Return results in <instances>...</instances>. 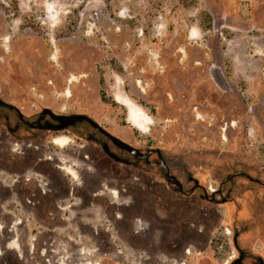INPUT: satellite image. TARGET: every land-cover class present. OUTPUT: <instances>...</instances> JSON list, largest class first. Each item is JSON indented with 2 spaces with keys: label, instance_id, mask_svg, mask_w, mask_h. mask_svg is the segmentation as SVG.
Segmentation results:
<instances>
[{
  "label": "rangeland",
  "instance_id": "rangeland-1",
  "mask_svg": "<svg viewBox=\"0 0 264 264\" xmlns=\"http://www.w3.org/2000/svg\"><path fill=\"white\" fill-rule=\"evenodd\" d=\"M260 65L264 0H0V264H264ZM118 197L150 209L130 232Z\"/></svg>",
  "mask_w": 264,
  "mask_h": 264
},
{
  "label": "flooded vegetation",
  "instance_id": "flooded-vegetation-1",
  "mask_svg": "<svg viewBox=\"0 0 264 264\" xmlns=\"http://www.w3.org/2000/svg\"><path fill=\"white\" fill-rule=\"evenodd\" d=\"M12 110V109H11ZM45 116H48L49 117V115H45ZM50 118V117H49ZM44 117H42L39 121H37V123L36 124H34V126H41V122L42 121H44ZM51 119V118H50ZM83 122H86V121H83ZM51 123H52V125H54V126H58L59 125V123L58 122H56V121H53L52 119H51ZM87 123V122H86ZM75 124H77V123H75ZM74 124V125H75ZM74 125H72V126H74ZM72 126H69V127H72ZM69 127H67V128H69ZM64 129H66V128H64ZM64 129H61V130H64ZM52 131H59V130H52ZM97 133H100V134H102L105 138H106V140H108L109 141V143L113 146V147H116L117 149H120V150H122V151H124V152H126L127 154H129V152H127L126 150H123V149H121V148H119L117 145H116V142L113 140V138H116V137H114V136H112L111 134H110V136H108V135H106L105 133H103V132H101V131H96ZM113 137V138H112ZM57 139V138H56ZM55 139V140H56ZM117 139V138H116ZM55 140H53V141H55ZM88 140L89 141H96V139H94V136H89L88 137ZM103 145H106V150H107V152H109L110 154H113L110 150H109V148H108V145L107 144H105V143H103L102 144V146ZM149 152H151V151H149ZM106 154V153H105ZM107 155V154H106ZM130 155V154H129ZM153 155V152H151L150 153V155H149V157L148 158H150L151 156ZM108 156V155H107ZM131 156V155H130ZM109 157V156H108ZM110 159H112L111 157H109ZM159 159L160 158H158V161H159ZM113 160V159H112ZM115 161V160H114ZM117 162V161H116ZM153 167H156V166H153ZM102 199H105V201H107V203H108V201L110 200L109 198H108V196H107V194L105 193L104 195H103V197H101ZM118 200H119V204H117L116 202H114V200H113V202H112V204H111V206H110V208H109V210L108 211H105V213L107 214V216L106 217H108V218H111L112 217V215H113V213H114V211H117V212H121V213H123L122 215V217L120 216V217H118V218H120L119 219V221H117L115 224H116V228L118 229V230H120L121 232L124 230V231H127V232H130V229H131V227H132V225H133V221H132V219H133V217H135V216H139V217H142V218H144V217H148L149 215H150V209L147 207V209H146V214L144 215L143 214V205H138L137 203H135L134 201H131V202H129V201H122L121 199H119V197H118ZM119 205H124L126 208L124 209L125 211H123L122 209H118V206ZM101 207V206H100ZM102 208V207H101ZM103 209V208H102ZM88 212H91L90 210L88 211ZM124 213H125V216L127 217V224L126 225H123V220H124ZM88 222L90 223V220L88 219ZM88 225V224H87ZM195 230H196V226H195ZM99 232H100V229L98 230ZM141 231H146L145 233L147 234V230L146 229H142ZM195 231H193L191 234H185V235H183V236H181V242L177 245V247L176 248H174V249H172V248H169V247H167V246H163V248H162V250L164 251V252H166L168 255L169 254H174L175 256H176V258H181L182 256H183V254H185V257H189L190 255H191V251H190V249L188 248V247H185V245L187 244V243H192V248L195 250L198 246H200V245H202V243L204 242L203 241V236H200V235H196L195 233H194ZM135 235H134V237L136 236V237H138V238H140V236H139V234H140V232L139 231H134L133 232ZM142 233H144V232H142ZM53 254H55L56 255V251H54L53 252ZM52 254V255H53ZM57 256H58V254H57ZM194 260H196V258L194 257L193 258ZM197 263H199V260H197Z\"/></svg>",
  "mask_w": 264,
  "mask_h": 264
},
{
  "label": "water",
  "instance_id": "water-1",
  "mask_svg": "<svg viewBox=\"0 0 264 264\" xmlns=\"http://www.w3.org/2000/svg\"><path fill=\"white\" fill-rule=\"evenodd\" d=\"M0 107H5V108H9V109H14L11 105H8L4 102H2L0 100ZM16 110V109H15ZM18 112V110H16ZM45 115H49V117L53 120L59 123V125L56 127L50 123H45L44 126H38V128L40 129H44V130H61L64 128H67L69 126L74 125L75 123H80L83 121H86L95 131H101L103 133H105L106 135L110 136V134H108L105 130H103L98 124H96L93 120H91L89 117L85 116V115H71V116H63V115H54L50 110H43V116ZM18 118L21 120V115L20 113H18ZM42 117H40L38 119V121L41 119ZM30 126H34V124H31ZM113 138V137H112ZM113 140L116 142V145L123 149L126 150L127 152H129V154L136 159L137 161H142L144 162L146 165L148 166H157L161 169V172L165 178V180L171 184L174 185L176 187H180V183L178 182V180H176L173 176H171L169 174V170L168 167L166 166V164L163 162V160L159 159L158 162H150L149 161V155L151 152H147L146 154L138 151L137 149L131 147L130 145L116 139L113 138ZM106 145L102 146V149L104 151V153H106L109 157H111L113 160L118 161V158L114 155V154H110L109 152H107L106 150Z\"/></svg>",
  "mask_w": 264,
  "mask_h": 264
},
{
  "label": "crops",
  "instance_id": "crops-1",
  "mask_svg": "<svg viewBox=\"0 0 264 264\" xmlns=\"http://www.w3.org/2000/svg\"><path fill=\"white\" fill-rule=\"evenodd\" d=\"M259 72L260 73H262V72L264 73V67L262 65L259 66ZM248 95L250 96V98H253L254 96H255V98H259V102H264V90H259L258 93H255L254 91L250 90L248 92ZM248 108H251V105H248ZM251 132L253 133V129H252V131L250 129V132L249 133H251ZM257 137H258L260 143L264 144V128L263 127L257 133Z\"/></svg>",
  "mask_w": 264,
  "mask_h": 264
},
{
  "label": "trees",
  "instance_id": "trees-1",
  "mask_svg": "<svg viewBox=\"0 0 264 264\" xmlns=\"http://www.w3.org/2000/svg\"><path fill=\"white\" fill-rule=\"evenodd\" d=\"M209 27H210V26L208 25V26H207V29H209Z\"/></svg>",
  "mask_w": 264,
  "mask_h": 264
}]
</instances>
